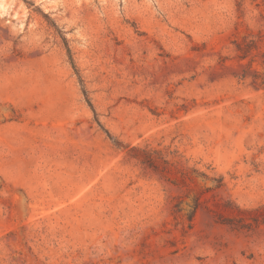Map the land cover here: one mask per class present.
Here are the masks:
<instances>
[{
	"label": "rangeland",
	"instance_id": "1",
	"mask_svg": "<svg viewBox=\"0 0 264 264\" xmlns=\"http://www.w3.org/2000/svg\"><path fill=\"white\" fill-rule=\"evenodd\" d=\"M0 264H264V0H0Z\"/></svg>",
	"mask_w": 264,
	"mask_h": 264
}]
</instances>
